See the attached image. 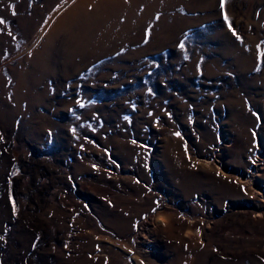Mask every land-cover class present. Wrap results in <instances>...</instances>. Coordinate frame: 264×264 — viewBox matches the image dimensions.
<instances>
[{
	"label": "rangeland",
	"instance_id": "rangeland-1",
	"mask_svg": "<svg viewBox=\"0 0 264 264\" xmlns=\"http://www.w3.org/2000/svg\"><path fill=\"white\" fill-rule=\"evenodd\" d=\"M0 19V264H264V0Z\"/></svg>",
	"mask_w": 264,
	"mask_h": 264
},
{
	"label": "snow or ice",
	"instance_id": "snow-or-ice-1",
	"mask_svg": "<svg viewBox=\"0 0 264 264\" xmlns=\"http://www.w3.org/2000/svg\"><path fill=\"white\" fill-rule=\"evenodd\" d=\"M224 5V0H221V7L223 8ZM228 18L225 15V21L227 22ZM4 23V21L2 19H0V24ZM229 29L231 30V25H229ZM233 35H236V33L233 31ZM237 39H239V37L237 36ZM181 47H183V44L180 45ZM260 55L264 56V53H261ZM177 135H179V133H177ZM13 211L15 212V207H13ZM3 237H0V239H2Z\"/></svg>",
	"mask_w": 264,
	"mask_h": 264
}]
</instances>
